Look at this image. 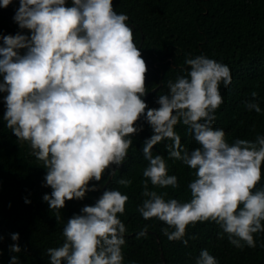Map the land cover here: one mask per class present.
Returning a JSON list of instances; mask_svg holds the SVG:
<instances>
[{
    "label": "clouds",
    "instance_id": "obj_1",
    "mask_svg": "<svg viewBox=\"0 0 264 264\" xmlns=\"http://www.w3.org/2000/svg\"><path fill=\"white\" fill-rule=\"evenodd\" d=\"M13 0H0L7 8ZM13 17L20 31L0 34V103L6 127L45 170L42 197L57 222L66 202L83 201L99 190L128 158L133 137L152 131L144 140L141 196L136 211L144 220L156 219L169 241L184 239L189 226L213 223L218 238L227 236L237 249L255 248L254 234L264 232V187L258 188L264 165V135L255 139H226L214 128L215 113L223 104L220 85L232 83L231 69L204 55L186 57V75L168 82L167 94L145 102L148 94L146 61L134 42L128 16L117 12L113 0H18ZM27 34H23V33ZM252 97L256 96L253 92ZM248 111L261 113L258 103L246 102ZM182 124L198 145L189 151L181 145L175 127ZM169 140L168 159L193 170L190 200L165 197L180 187L168 174V164L154 146ZM133 181L121 177L128 188ZM128 196L105 188L93 205L67 219L63 243L47 249L49 264H123L122 246L127 231L119 216ZM25 203L30 201L25 200ZM171 229V231H170ZM148 225L137 234L147 235ZM3 237L0 236V242ZM10 253H20L19 234ZM2 255V252H0ZM10 264H19L12 255ZM195 264H218L202 249Z\"/></svg>",
    "mask_w": 264,
    "mask_h": 264
},
{
    "label": "trees",
    "instance_id": "obj_2",
    "mask_svg": "<svg viewBox=\"0 0 264 264\" xmlns=\"http://www.w3.org/2000/svg\"><path fill=\"white\" fill-rule=\"evenodd\" d=\"M19 7L13 0L7 8H0V34L15 35L20 29L13 17ZM117 14L128 16L126 23L133 30L134 42L146 61L147 90L145 102L150 108L158 107L155 100L167 94L168 82L186 75V57L204 55L231 69L232 83L228 88L220 85L223 104L216 111L214 128H222L226 139L253 140L264 135V0H113ZM23 34H27L26 32ZM155 90V91H154ZM256 96L253 98L252 93ZM246 102L258 103L261 113L248 111ZM4 107L0 103V264H10L16 255L19 264H49L47 249L63 243L62 229L73 214H79L84 205H92L102 194L109 177L105 174L99 190L89 192L83 201L66 202L61 220L56 221L42 197L50 193L43 187L45 170L30 155L27 143L21 144L6 127L2 119ZM143 131L133 137L128 158L112 177L106 188L119 190L128 196L125 213L119 216L127 231L122 246L123 264H195L202 249H207L218 264H264V232L254 234L255 248L233 247L227 239L218 238V227L213 223L189 226L184 239L169 241L161 232L166 227L156 219L144 220L136 211L144 199L141 196L144 140L152 135L149 126L140 121ZM181 145L191 151L198 147L182 124L175 127ZM166 140L153 148V155H161L168 164V174L178 178V189L151 190L167 192L168 198L181 202L190 200L188 184L194 179L193 170L181 161L168 159ZM121 177L131 179L132 185L124 188L117 184ZM258 188L264 187V165ZM25 200L30 203H25ZM148 225L147 235L137 234ZM171 231V229H170ZM18 233L15 243L20 253H10L14 242L11 234Z\"/></svg>",
    "mask_w": 264,
    "mask_h": 264
},
{
    "label": "water",
    "instance_id": "obj_3",
    "mask_svg": "<svg viewBox=\"0 0 264 264\" xmlns=\"http://www.w3.org/2000/svg\"><path fill=\"white\" fill-rule=\"evenodd\" d=\"M154 91H155V90H154ZM145 99H146V98H145ZM111 179H112V177L108 179V181L106 182V184L103 186L102 191L106 188V186L108 185V183L110 182ZM100 195H101V194H99V196H100ZM99 196H98V198H99ZM98 198H97V199H98ZM94 203H95V202H94ZM94 203H93V204H94ZM93 204H92V205H93Z\"/></svg>",
    "mask_w": 264,
    "mask_h": 264
}]
</instances>
